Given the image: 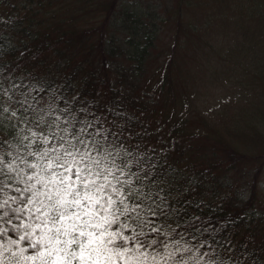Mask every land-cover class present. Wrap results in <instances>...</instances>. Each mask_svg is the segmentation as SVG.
<instances>
[{
	"label": "snow or ice",
	"instance_id": "obj_1",
	"mask_svg": "<svg viewBox=\"0 0 264 264\" xmlns=\"http://www.w3.org/2000/svg\"><path fill=\"white\" fill-rule=\"evenodd\" d=\"M4 63L0 220H20V235L0 245V264H264L253 259L264 241H235L190 213L192 182L145 143L122 97L65 95L40 72Z\"/></svg>",
	"mask_w": 264,
	"mask_h": 264
},
{
	"label": "trees",
	"instance_id": "obj_2",
	"mask_svg": "<svg viewBox=\"0 0 264 264\" xmlns=\"http://www.w3.org/2000/svg\"><path fill=\"white\" fill-rule=\"evenodd\" d=\"M50 1L53 0H0V33L5 37L0 47V61L13 71L19 64L21 72H40L59 82L65 88V95L79 92L81 99H93L97 93H104L101 101L122 97L123 107L132 117L136 131L146 130L150 134L145 143L158 152L163 149L162 154L168 157L165 150L180 134L179 121L167 118L166 125L161 128L156 123L157 118L151 116L154 109L150 107L144 114L145 104L155 101L156 83L146 90L139 82L142 63L153 48L157 32L154 23L146 18L155 11L143 9V5L134 0H69L68 5L63 3L64 0H56L58 4L42 17L39 14L41 5ZM176 13L179 16L178 10ZM165 60L157 79L158 93L165 82H170V62ZM113 84L116 91H108ZM164 89L165 93L170 90ZM157 141H161L159 145ZM213 141L214 147L209 150L213 161L204 163L199 147L192 154L193 162H197L202 171L197 177L200 180L193 183L209 182L211 198L201 203L192 198L189 211L201 216L204 225L210 229L222 226L229 234L235 233V241L243 242L245 237L254 235L257 246H260L264 241V211L256 207L253 188L248 194L241 195L234 192L232 183H222L214 176L215 172L247 171L252 163H262L264 147L248 155L225 145L218 136L213 137ZM218 151L222 155L214 157ZM204 164L203 170L201 166ZM6 220H0V230L7 233L0 238V245L5 247L9 240H18L20 235L13 227L19 225L20 220L13 219L12 223ZM19 246L26 247V242ZM253 259L264 262V250L257 251Z\"/></svg>",
	"mask_w": 264,
	"mask_h": 264
},
{
	"label": "rangeland",
	"instance_id": "obj_3",
	"mask_svg": "<svg viewBox=\"0 0 264 264\" xmlns=\"http://www.w3.org/2000/svg\"><path fill=\"white\" fill-rule=\"evenodd\" d=\"M134 1L155 11L146 19L157 27L139 78L146 90L156 83L155 101L146 103L143 113L154 109L158 115L151 116L161 128L167 118L179 121L180 134L165 152L173 169L192 182V198L205 202L211 198L209 182L193 183L202 173L193 162L195 148H201L207 164L213 161L209 150L215 136L248 155L264 147V0ZM63 3L68 5L69 0ZM57 4L43 2L39 14L45 17ZM165 59L170 62V82L158 93ZM164 87L170 90L165 93ZM247 169L215 172L214 177L232 183L241 195L253 188L256 207L264 211V161Z\"/></svg>",
	"mask_w": 264,
	"mask_h": 264
}]
</instances>
